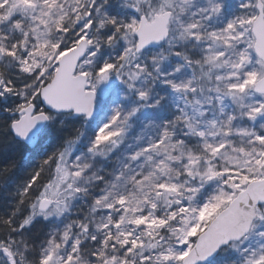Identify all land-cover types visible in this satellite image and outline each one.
Masks as SVG:
<instances>
[{
    "label": "snow or ice",
    "instance_id": "snow-or-ice-1",
    "mask_svg": "<svg viewBox=\"0 0 264 264\" xmlns=\"http://www.w3.org/2000/svg\"><path fill=\"white\" fill-rule=\"evenodd\" d=\"M0 264H264V0H0Z\"/></svg>",
    "mask_w": 264,
    "mask_h": 264
}]
</instances>
